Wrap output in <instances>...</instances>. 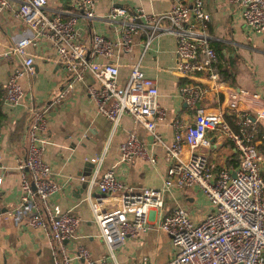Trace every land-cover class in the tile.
I'll return each mask as SVG.
<instances>
[{"label": "built area", "instance_id": "2783aa9c", "mask_svg": "<svg viewBox=\"0 0 264 264\" xmlns=\"http://www.w3.org/2000/svg\"><path fill=\"white\" fill-rule=\"evenodd\" d=\"M96 1L77 0L79 10L64 16L60 12L50 14L46 8L48 0H0V14L9 12L32 30V36L16 39L1 53L4 56L17 54L21 58L4 83L1 99L10 106L22 103L25 91L20 79L33 72L34 62L26 47L37 37L43 38L55 50L64 72L70 76L68 90L73 89L74 82H84L85 92L95 100L97 111L111 121V130H115L124 114H129L152 133V143L161 141L155 128L158 121L166 118V109L160 103L155 79L146 76L140 63L135 62L130 66L126 81L120 83L117 63L97 62L90 56L110 57L116 45L128 51L138 32L144 33L145 48L159 33L169 32L176 38L175 70L185 77L205 73L209 79L220 83L216 51L207 32L209 14L204 10V0H172L165 12L147 13L138 8L132 15L124 7L112 6L106 17L120 23L119 38L92 32L88 42L81 35L77 22L79 16L87 20L95 17ZM227 1L240 10L249 30H264V0ZM88 74L89 81L86 80ZM179 91L186 103L195 107V113L189 123L180 118L172 122V141L164 145L168 166L162 186L136 189L121 180L113 167L100 171L103 153L88 157L94 164L89 181L98 191L93 193L92 188H88L85 199L90 204L98 235L113 256L115 247L128 235L151 227L149 212L163 206L167 190L196 185L208 198L210 210L197 221L183 205H176L161 216L158 226L170 236L174 247L172 256L163 264H262L264 178L261 165L264 155L257 141L264 138V132L258 128V121L264 118V105L252 112L241 111L233 127L224 118L223 111L211 110L202 104L205 87L188 81L179 86ZM242 92L247 94L246 90ZM64 97L65 92H58L52 100L59 102ZM237 97L230 92L229 109L238 107ZM29 110L26 153L17 164L21 173L20 197L14 207L1 213L16 223L44 229L53 264H72L74 258L92 263L87 246L78 243L71 251L66 245L74 237L81 216L63 210L51 199L61 185L51 175V167L43 156L48 143L47 108L32 104ZM209 129L218 130L233 143L239 155L235 169L217 165L202 150L211 144L206 134ZM135 156L151 163L156 161V155L145 142L134 131H129L119 144V160L130 161ZM1 160L0 149V163ZM80 179L86 178L81 176ZM143 262L148 263L147 259ZM100 264H106L105 260Z\"/></svg>", "mask_w": 264, "mask_h": 264}, {"label": "crops", "instance_id": "0c3cea01", "mask_svg": "<svg viewBox=\"0 0 264 264\" xmlns=\"http://www.w3.org/2000/svg\"><path fill=\"white\" fill-rule=\"evenodd\" d=\"M172 0H97L95 17L86 19L79 16L77 27L85 40L90 41L92 32L118 39L121 25L106 17L112 6L126 8L129 14L141 8L147 13L167 11ZM204 10L209 19L207 32L211 45L216 51V61L227 67L228 74L219 72L220 83L211 80L205 73L193 77L181 76L176 70V38L172 33H159L150 45L144 46V33L133 36L132 48L128 51L116 45L110 57L91 55L97 62L113 61L119 67V82L127 79L130 66L139 62L146 76L155 79L160 103L166 109V118L158 121L155 128L161 139L152 143L153 135L129 114H124L115 130L111 121L96 109V102L85 92L84 82H74L68 90L70 76L67 75L50 43L37 37L28 44L26 50L33 56V72L25 74L20 82L25 95L22 103L10 106L2 102L6 117L0 125V264H53L50 242L44 229L7 219L1 209L14 207L20 197L21 173L17 167L19 159L26 153V130L30 122V107H46L48 127L43 156L51 167V175L61 187L51 199L63 210H70L81 216L74 237L66 243L72 251L76 244L87 246L92 263L83 258H74L72 264H163L173 254L170 236L158 226L162 215L169 213L176 205H183L195 221L200 220L209 210L210 203L198 186L185 189H170L165 192L161 208L149 212L151 227L135 235H128L113 250L108 252L105 241L98 235L89 202L85 199L88 188L98 191L90 184L93 168L87 165L88 157L103 153L100 171L113 167L117 176L126 184L141 188L160 187L168 166L165 158V144L172 141L173 120L182 122L193 120L195 107L186 103L179 86L195 81L206 88L202 104L211 110L223 111L224 118L233 127L243 110L254 111L264 105V30H249L240 10L227 0H204ZM48 12H60L64 16L79 10L77 0H48ZM22 36H32V30L21 19L9 12L0 14V98L4 83L13 66L21 62L17 54L7 56L1 53L7 45ZM221 58V59H220ZM88 74L86 80H90ZM247 91V94L242 92ZM58 92H65L59 102L52 99ZM230 92L238 95V107L229 109ZM256 93L253 96L251 93ZM258 128L264 132V118L258 121ZM134 131L149 150L156 155L154 163L143 157L135 156L130 161L119 160V144L126 139L127 133ZM207 136L210 146L202 148L217 164L235 169L239 155L233 143L216 129H209ZM264 155V138L257 141ZM264 178V160L261 165ZM89 185L83 186L86 179ZM91 185V186H90ZM262 264H264V259Z\"/></svg>", "mask_w": 264, "mask_h": 264}, {"label": "trees", "instance_id": "16d2710c", "mask_svg": "<svg viewBox=\"0 0 264 264\" xmlns=\"http://www.w3.org/2000/svg\"><path fill=\"white\" fill-rule=\"evenodd\" d=\"M221 59V58H220ZM216 69L218 70V72H220L221 74H223L224 76L228 74V69L226 66H224L223 64H221L219 61H216ZM4 90V88H3ZM2 97V96H1ZM2 99L0 98V125L2 124L3 119L6 117L5 113L2 110Z\"/></svg>", "mask_w": 264, "mask_h": 264}, {"label": "water", "instance_id": "95a60500", "mask_svg": "<svg viewBox=\"0 0 264 264\" xmlns=\"http://www.w3.org/2000/svg\"><path fill=\"white\" fill-rule=\"evenodd\" d=\"M87 165L90 166L91 169L94 167L93 162H91L90 160L87 161ZM26 171H27V173L29 174V172H28L27 169H26ZM87 183H88V181L86 180V181L84 182V184H83L84 188L87 186ZM4 210H5V208L1 209V212L4 211Z\"/></svg>", "mask_w": 264, "mask_h": 264}]
</instances>
